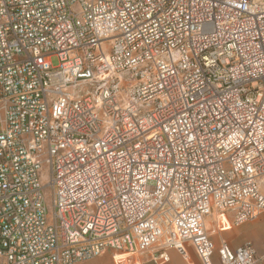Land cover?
<instances>
[{
    "label": "built area",
    "instance_id": "2783aa9c",
    "mask_svg": "<svg viewBox=\"0 0 264 264\" xmlns=\"http://www.w3.org/2000/svg\"><path fill=\"white\" fill-rule=\"evenodd\" d=\"M214 213H264V0H0V264H259Z\"/></svg>",
    "mask_w": 264,
    "mask_h": 264
},
{
    "label": "crops",
    "instance_id": "0c3cea01",
    "mask_svg": "<svg viewBox=\"0 0 264 264\" xmlns=\"http://www.w3.org/2000/svg\"><path fill=\"white\" fill-rule=\"evenodd\" d=\"M261 216H264V214ZM227 221L228 224L224 226L217 223V221H211L210 230H208L211 240L216 245L221 241H225L231 248H236L244 243H251L255 248L256 255L259 257V264H264V234H261L257 229L256 223L258 220L254 222L233 224L231 222V216L227 214ZM187 250V258H183L175 249L167 248L165 251L168 255V261L157 263L151 260L152 255L161 251L156 248L143 255L142 262L143 264H202L190 245L187 246ZM80 264H113L111 252L108 251L99 257L84 261Z\"/></svg>",
    "mask_w": 264,
    "mask_h": 264
},
{
    "label": "rangeland",
    "instance_id": "374dc122",
    "mask_svg": "<svg viewBox=\"0 0 264 264\" xmlns=\"http://www.w3.org/2000/svg\"><path fill=\"white\" fill-rule=\"evenodd\" d=\"M51 62L53 65H56L58 62H57V58L56 57H52L51 58ZM46 172H45V177L44 179L41 181V183H44L46 182ZM44 196H45V200H46V205H47V208H48V211L52 208L51 207V204H52V194H51V189L46 187L44 189ZM264 214V213H262ZM262 214H260L255 220H251V221H247V222H254V221H257V229L258 231L261 233V234H264V216H261ZM261 216V217H260ZM260 217V218H259ZM215 221L216 220V214L214 213L213 215H210L206 218V228L207 230H210V226H211V221Z\"/></svg>",
    "mask_w": 264,
    "mask_h": 264
}]
</instances>
